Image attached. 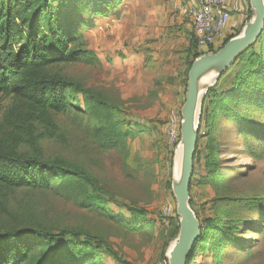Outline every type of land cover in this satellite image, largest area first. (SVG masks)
Masks as SVG:
<instances>
[{"label": "rangeland", "instance_id": "obj_1", "mask_svg": "<svg viewBox=\"0 0 264 264\" xmlns=\"http://www.w3.org/2000/svg\"><path fill=\"white\" fill-rule=\"evenodd\" d=\"M196 1L121 0L106 15L89 19L81 30V47L93 51L99 63L60 65L52 72L101 98L106 116L97 119L80 97V113L57 116L59 130L53 135L44 130L29 149L39 148L48 157L65 159L90 172L101 188L94 197L100 207L83 208L74 197L54 187L18 189L0 207L1 227L44 224L55 233L78 229L104 245L95 258L97 264H157L168 254L175 241L170 240L175 222L167 220L161 210L170 202L177 208L172 191L177 157L165 125L171 113L181 114L194 58L191 19L173 4L186 6ZM236 72V67L228 71L217 86L219 91L232 88ZM14 104L13 97L0 94V123ZM229 107L233 113L217 120L212 134L224 176V185L218 188L198 182L205 173L209 138L200 121L202 139L192 207L202 221L218 213L229 215L231 206L215 202L217 197L264 200V145L245 140L235 120L251 114L264 123V110L245 102L238 108ZM82 116L87 119L83 121ZM107 124L124 137L116 147L95 136L96 128ZM141 211L145 215L138 219L140 225L128 223L137 220ZM247 219L246 213L236 218ZM232 228L240 243L227 245L218 261L200 254L196 264H264V225L237 222Z\"/></svg>", "mask_w": 264, "mask_h": 264}, {"label": "trees", "instance_id": "obj_2", "mask_svg": "<svg viewBox=\"0 0 264 264\" xmlns=\"http://www.w3.org/2000/svg\"><path fill=\"white\" fill-rule=\"evenodd\" d=\"M120 1L0 0V94H8L15 101L0 123V207L7 201V196L18 189L49 187L74 197L83 208L100 207L94 197L101 192V188L90 172L65 159L48 157L39 148L31 149L35 139L44 135V130L48 135L59 130L57 116L80 113V97L86 110L90 109L97 119L106 116L105 103L101 98L80 84L52 72V69L60 65L99 63L93 51L81 47L84 42L81 30L94 15H106ZM102 9L104 12H100ZM251 18L250 14L248 21ZM234 37L225 39L220 47L211 49L209 53L219 51ZM191 46L194 58L189 70L194 61L203 55L197 50L194 35ZM235 67L237 72L232 78V88L219 91L217 86ZM228 71L207 93L201 114L209 138L205 173L198 182L216 188L224 185L222 168L216 158L218 146H215L212 136L217 120L233 113L229 104L238 108L241 102H245L248 107L264 110V30L255 44L239 56ZM85 119L82 116V120ZM235 120L245 140H255L260 146L264 145L263 122H257L251 114L236 116ZM201 130L200 125V133ZM95 136L106 138L112 147L124 139L111 124L97 127ZM201 139L199 134L190 185L192 209V188ZM215 202H226L231 211L227 208L228 216L218 213L202 221L193 209L201 224V236L187 264H196L200 254L213 256L218 261L227 245H238L240 239L232 233L235 223L255 226L260 222L264 225V200L227 195L217 197ZM242 213L250 219L236 220ZM255 213L257 217L254 219ZM143 215L145 212H137V220L128 223L140 225L138 219H142ZM167 220L175 222V228L170 232V240L173 241L179 234V219ZM42 225L20 228L0 226V264H97L95 258L104 247L100 240L78 229L55 233L52 228Z\"/></svg>", "mask_w": 264, "mask_h": 264}, {"label": "water", "instance_id": "obj_3", "mask_svg": "<svg viewBox=\"0 0 264 264\" xmlns=\"http://www.w3.org/2000/svg\"><path fill=\"white\" fill-rule=\"evenodd\" d=\"M253 12L252 19L243 27L239 35L232 38L223 48L214 53L200 56L189 71L185 102L181 109V138L175 151H182L179 177L175 175L172 191L177 203L179 234L167 257L170 264H187L189 255L201 236V224L190 206V185L194 174V159L197 150L201 112L209 90L218 82L246 50L260 38L264 30V0H248ZM217 71L215 81L204 88L201 78ZM176 167V158H175Z\"/></svg>", "mask_w": 264, "mask_h": 264}, {"label": "built area", "instance_id": "obj_4", "mask_svg": "<svg viewBox=\"0 0 264 264\" xmlns=\"http://www.w3.org/2000/svg\"><path fill=\"white\" fill-rule=\"evenodd\" d=\"M177 12L185 11L191 19L193 35L199 53L208 54L214 49L218 40H222L224 28L230 20V12L227 9V0H197L186 6L175 2L173 4ZM182 116L179 113H171L165 125V133L171 147L176 151L181 138ZM163 216L175 220L176 207L170 202L161 210ZM157 264H170L167 255Z\"/></svg>", "mask_w": 264, "mask_h": 264}, {"label": "crops", "instance_id": "obj_5", "mask_svg": "<svg viewBox=\"0 0 264 264\" xmlns=\"http://www.w3.org/2000/svg\"><path fill=\"white\" fill-rule=\"evenodd\" d=\"M227 9L231 17L224 28V38L217 41V47H220L225 39L231 36L236 37L238 33L240 34L243 27L249 22V15L251 14L253 17V12L248 0H227Z\"/></svg>", "mask_w": 264, "mask_h": 264}, {"label": "bare ground", "instance_id": "obj_6", "mask_svg": "<svg viewBox=\"0 0 264 264\" xmlns=\"http://www.w3.org/2000/svg\"><path fill=\"white\" fill-rule=\"evenodd\" d=\"M216 75H217V71H211V72L205 74L201 78L200 84L203 87V92L205 91L204 90L205 87L210 86L215 81ZM181 156H182V151L178 152L177 158H176V175L178 177H179V174H180Z\"/></svg>", "mask_w": 264, "mask_h": 264}]
</instances>
